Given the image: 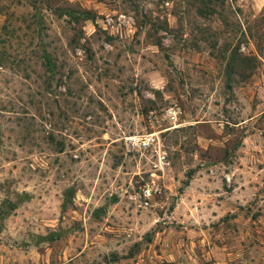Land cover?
Returning a JSON list of instances; mask_svg holds the SVG:
<instances>
[{
  "label": "rangeland",
  "instance_id": "1",
  "mask_svg": "<svg viewBox=\"0 0 264 264\" xmlns=\"http://www.w3.org/2000/svg\"><path fill=\"white\" fill-rule=\"evenodd\" d=\"M0 264H264V0H0Z\"/></svg>",
  "mask_w": 264,
  "mask_h": 264
},
{
  "label": "built area",
  "instance_id": "2",
  "mask_svg": "<svg viewBox=\"0 0 264 264\" xmlns=\"http://www.w3.org/2000/svg\"><path fill=\"white\" fill-rule=\"evenodd\" d=\"M147 138H151V137H147ZM147 138H146V139H144V140H145L144 142H146V143L148 142V139H147ZM128 140H130V141H132V142H133V138H132V137H129V138H128Z\"/></svg>",
  "mask_w": 264,
  "mask_h": 264
}]
</instances>
